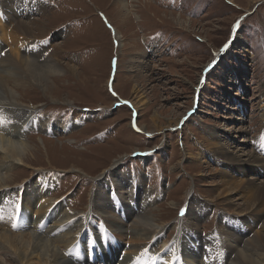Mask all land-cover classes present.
I'll list each match as a JSON object with an SVG mask.
<instances>
[{
	"label": "rangeland",
	"instance_id": "1",
	"mask_svg": "<svg viewBox=\"0 0 264 264\" xmlns=\"http://www.w3.org/2000/svg\"><path fill=\"white\" fill-rule=\"evenodd\" d=\"M42 2L50 5L48 13L35 10L26 20L39 18L44 26L28 33L40 39L53 36L45 54L54 55L60 69L51 74L45 67L35 69L32 87L21 97L23 105L37 106L34 114L47 127L56 128L24 125L26 140L39 151L14 169L16 184L8 189L24 191L26 184L50 175L52 197L46 198L55 203L70 197L72 211L84 216L78 245L89 239L82 238L87 220L94 226L102 223L90 206L100 192L101 200L114 203L116 212L119 207L124 210L116 201L119 197L133 210L137 205L144 209L142 215L161 211L162 241L155 242L153 235L150 242L141 243L148 264H157L152 256L169 245L174 259H185L190 250L210 264H217L218 258L225 264L233 261L236 256L229 253L228 241L232 250L240 246L236 238L225 235L222 215L245 224L253 220L246 222L224 201L249 202L252 195L242 182L252 175L236 163L203 154L211 156L214 143H223L232 151L239 145L262 155L258 147L264 142V0ZM0 6L21 12L12 0H0ZM120 155L122 160L114 165ZM255 172L264 174V169ZM115 183L130 196L137 193V183L139 196L131 199ZM219 193L222 197L214 201ZM118 214L126 219L124 211ZM254 233L244 230L247 238ZM97 237L91 243L104 246L108 234ZM127 240L118 242L130 248L133 243ZM129 248L122 252L134 253ZM106 258L107 264L113 263ZM69 259L84 262L75 256Z\"/></svg>",
	"mask_w": 264,
	"mask_h": 264
},
{
	"label": "bare ground",
	"instance_id": "2",
	"mask_svg": "<svg viewBox=\"0 0 264 264\" xmlns=\"http://www.w3.org/2000/svg\"><path fill=\"white\" fill-rule=\"evenodd\" d=\"M4 1L5 4L9 2V0ZM12 1L21 12L17 14L14 8L7 6L2 12L6 15L5 20L0 15V264H96L99 261L102 264H107L106 257L112 260V264H128L133 260V264H148V259L145 258L147 251L144 250L141 243L150 242L153 235L155 242L162 241L163 233L158 228L165 221L161 211L142 215L144 209L137 205V210H133L129 203L125 204L128 200L124 201L119 197L116 201L121 203L124 208L126 217L124 219V216L118 214L119 212L123 213L121 207L116 212L114 203L107 202L106 198L101 200V194L97 192L94 199L90 200V206L92 205L91 211L95 214V218L102 223L100 226H94L92 221L87 220V231L82 234V238L89 237V239H83L82 245H78L75 240L84 225L82 224L84 220L77 214L79 212H73L70 208V197L55 203L54 199L46 198L48 194L52 197L50 192L54 182L53 178H49L50 175L38 177L37 180L26 184L24 191L12 192L14 189H8V187L14 188L13 186L16 184L14 169L20 164L26 165L34 152L39 151L38 146L32 145V141L26 140L27 136L22 131L27 124L30 126L36 124L41 129H44L47 124L42 117L34 114L37 106L23 105L22 91H27L32 87L31 83L35 80L33 76L37 75L34 74L35 69L39 70V67H45L48 74H51L59 70L61 64L53 57L54 55L45 54L52 48H49V45L54 41L53 36L52 39H40L38 36L28 33L44 26L39 23H42L39 18H34V22L26 20L29 15L35 10L38 11L36 12L38 14H46L50 10V5H47V2H42L43 0H26L28 3ZM0 11L3 9L1 8ZM180 18L181 16H179L181 24L183 20ZM6 46L8 48L3 52ZM37 85L44 87L39 83ZM133 106L136 110V103H133ZM261 117L264 120V109L261 111ZM45 128L53 131L56 127L46 126ZM239 130L243 131L244 129L240 128ZM245 132L247 133L246 129ZM41 140L45 142V139L41 138ZM213 147L215 153H212L211 156L203 154L206 158L218 156L224 163H236L239 165L240 171L252 175L251 178L242 182L245 190L252 195L249 202L224 201L228 204V208L233 209L232 211L240 218L245 221L246 219L253 220L252 223L248 221L249 224H245L230 219L226 214H221L225 235H229V240H232L233 237L236 238L237 241H234L240 246L232 250L234 245L228 241L229 253H235L234 257L236 256V258L233 261H228L227 264H264V178L258 180L260 177H264V174L255 172L258 169H264V150L262 149L264 142L258 147L262 155L256 150L244 149L239 145H236L235 151L225 148L223 143H214ZM123 156L120 155L119 158H116L113 164H118ZM219 172L223 173L222 170ZM136 185L137 193H132L130 196L127 189H120V186L115 183V186L119 188L118 191L122 193L126 191L125 195H129L131 199L139 196V186L137 183ZM228 191L232 192L231 189ZM112 193L114 192L112 191ZM219 197H222L220 193L213 200L218 201ZM11 203H14L13 206L11 205L12 207ZM256 216H260L263 222H258ZM200 217L201 214L197 215V218ZM198 223H200L199 220ZM256 223L262 224L260 229L257 228L258 226L256 227ZM244 230H251L252 233L256 230V234L254 233V237L247 238L249 235H244ZM102 232L108 234V240L105 242L103 239L106 244L102 247L92 244L91 241L98 240L97 236ZM116 237L120 241L123 238L124 240L129 239L130 243L134 245H129V248L122 242H118ZM68 248L69 251H67ZM124 248H129L134 253L124 254L122 252ZM146 249L149 251V248ZM174 251L172 245H169L160 255L152 254V259L156 260L157 264H210L205 260L203 263L204 261L198 259L195 253L190 250L187 254L185 253V259H174L172 255ZM137 252L138 254L141 252L138 257L134 255ZM74 256L84 262H72L69 258ZM97 256L100 259L94 262ZM91 258H95L93 262L88 261ZM230 259L232 260V258ZM222 260L224 259L218 258L217 264H225V261Z\"/></svg>",
	"mask_w": 264,
	"mask_h": 264
}]
</instances>
